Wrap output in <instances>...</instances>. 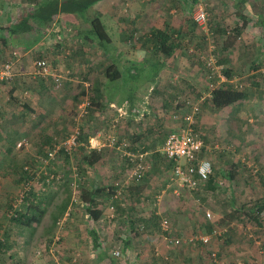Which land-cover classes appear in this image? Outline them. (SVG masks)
Wrapping results in <instances>:
<instances>
[{
    "label": "rangeland",
    "instance_id": "rangeland-1",
    "mask_svg": "<svg viewBox=\"0 0 264 264\" xmlns=\"http://www.w3.org/2000/svg\"><path fill=\"white\" fill-rule=\"evenodd\" d=\"M15 1L19 2L7 0L17 4ZM140 1L143 19L141 26L136 28L138 32L133 35L136 42L123 41V33L120 34L108 19L106 21V16L101 21L111 38V54L121 51L123 56L106 60L108 56L104 50L77 37L79 24H75L72 26L74 34L64 42V48H70L71 54L76 57L75 83L67 86L64 82L48 81L44 84L46 89L39 93V87L30 88L38 86L35 80L29 75L22 79L21 73H18L15 80L0 86V100L4 104L9 103L11 94H14L13 98L19 106L23 105L21 103L29 105L24 115L31 119L30 125L48 135L41 146L36 144V137L34 140L28 138L25 131L21 137L8 138V141L13 140L9 151H0V234L4 235V226L8 224L9 238H14L17 244L11 252L15 255V264H62L61 258L65 257L67 264L75 259V264H98L100 258L102 261L99 264H210L209 248L221 253L223 264H264L263 218L260 219L262 226H259L235 212L264 196V53L259 59L257 57L264 48V30L253 21L233 46H227L224 36L212 30L208 36L198 33L200 38H192L188 32L193 26L192 13L185 14L181 8L176 9L177 13H171L175 10L174 6H178L176 0ZM108 2L123 7V4L126 3V6L133 0ZM108 2L98 3L97 9L90 13L101 17V12L105 13L107 9L102 7H106ZM196 2L205 6L209 21L212 20L216 26L227 27L230 32L238 23L242 24L237 13L247 12L246 16L252 18L255 12L253 6L264 4V0ZM131 13L132 10L124 12L126 16L134 12ZM122 27L125 30L128 28L127 24ZM167 27L177 28L186 34L182 44L184 49H178L174 58H167L165 64L161 53L158 50L157 54L153 52L154 46L151 51L147 50L139 38L145 39L152 31H163ZM126 32L129 33V30ZM211 46L214 47L213 54L216 51L217 56L223 58L224 54L230 58L227 67L234 70V83L256 88L252 90V96L241 104L215 110L207 100L210 91L206 85L208 72L204 62L209 58ZM19 47L14 44L6 47L0 53V61H7L11 52ZM188 48H193L194 53L187 52ZM227 48L229 50L225 52ZM156 57L165 65V71L158 74L157 84L155 79L148 81L161 67L155 62ZM112 64L118 66L121 72V78L114 81L108 80L105 75ZM177 64L183 66V73L174 70ZM255 64L257 72L261 73L258 76L260 88L254 87L258 82L251 78ZM129 66L135 70L130 71L127 69ZM215 82L219 83L217 77ZM15 84L17 89L13 86ZM25 84L28 88L23 87ZM97 91L102 101L99 109L92 106ZM185 93L199 104L195 128L205 144L203 157L212 162L216 172H236L234 180L222 178L223 185L213 191L203 185L195 191L181 189L172 181V170L163 153L166 138L182 125L172 116L178 112L175 102ZM201 98L207 101L202 104ZM7 99L10 101L6 102ZM182 113L179 115L185 114ZM39 114L46 115L40 117ZM62 118L65 121L61 122ZM8 124L18 133L24 126L19 118ZM77 129L81 134L79 146L73 153L59 154L54 161L45 163L43 150L47 151L57 141L66 140ZM112 140L127 142V153L145 156L149 168L143 179L135 180L132 176L134 169L128 165L125 152L117 150L111 144ZM19 141H24L25 148H20L22 150H18ZM94 150L100 155L99 160L91 159L92 164H89V153ZM30 166L37 171L33 188L40 195L39 206L43 217L40 223L25 227L9 221L6 213L12 198L24 187L15 182L19 173ZM50 173L56 174L58 179L49 185L46 181ZM82 189L102 191L96 202L103 215L99 223L94 222L91 226H96L101 232L100 240L105 243L106 254L95 251L88 244L82 250L70 248L67 244L69 238L61 230L64 225L75 223L70 216L72 212L80 215L82 226L87 225ZM54 216L59 218L56 225ZM165 219L170 223L173 238L199 239L213 230L221 231L222 237L213 236L212 246L209 247L200 242L173 247L164 238L162 222ZM221 220L223 225L219 224ZM142 225L145 226L144 231H140ZM123 241L128 242L129 247H125ZM122 245L123 254L115 258L112 252ZM61 254L65 256L60 257ZM8 257H4L2 264H8Z\"/></svg>",
    "mask_w": 264,
    "mask_h": 264
},
{
    "label": "trees",
    "instance_id": "trees-1",
    "mask_svg": "<svg viewBox=\"0 0 264 264\" xmlns=\"http://www.w3.org/2000/svg\"><path fill=\"white\" fill-rule=\"evenodd\" d=\"M5 1L6 0H0V12H1V9L3 10V7L6 3ZM8 1H11V0H8ZM26 1L30 4L32 9L24 10L21 16L19 17L18 21L14 24L12 23L11 25H8V26L5 25L4 22L0 24V51L1 52H3L5 48L9 47L11 44H14L15 46H20V47H27V48L32 47V45H35L37 43L36 37H34L33 35H35L38 30L47 27L51 22H53V19L59 14H71L79 18L78 21L80 22V24L78 27L77 37H79L81 41L86 42L87 44L93 45L94 47H97V49H102L107 54L111 53L110 52L112 48L111 38L109 34L107 33L106 28L104 27L103 23L101 22L98 16H94L92 20H91V17L89 16L90 10L94 8V6H96L98 3L103 2L105 0H26ZM176 2L184 6L183 11L185 14L192 13L194 6L198 4L196 0L195 1L176 0ZM253 9L255 10V12H253L254 15L252 18L246 16L247 12L246 13L239 12V14L237 13L239 18L241 19L242 24L239 25L238 23V25L234 29L231 30L232 35H230L231 32L227 29V27H224L221 25L216 26V24L212 20L209 21L210 32L212 30L213 32L215 31V33H219L221 36H224L227 46H231V45L233 46L235 41L238 39V37H240L243 34V32L249 27L250 24H253V21L256 25H258L264 30V4L254 5ZM6 14L7 15L5 17H8L9 19L10 13H6ZM192 24H193L192 29L188 30L190 36L192 35V38L193 37L200 38L199 34H201V32L198 30L197 25L194 23L193 20H192ZM134 34H136L134 30H132L130 34L127 32H124L122 40L125 42L129 40H133L134 42H136V39H134L135 37H133ZM185 34L186 33L182 31L180 32L179 30H177V28L167 27L163 31L162 30L152 31L150 36L144 37L145 39L139 38V41L144 43V45L146 46V49L149 51H151L152 46H154L153 52L157 54V50H158L159 51L158 53L159 54L161 53V56H162L161 60L164 61L166 64L167 58L169 60L171 58H174V56L176 55V51L178 49H181V50L184 49L182 44H183V37ZM27 35L29 39L27 38ZM205 36H208V35H205ZM215 40H216V37H215ZM230 40H233V41L230 43ZM228 50L229 49L227 48L225 52H228ZM186 51L190 53H194L193 48L191 49L188 48L186 49ZM217 53L218 52L215 51L216 55L215 54L214 55L217 59L218 65L222 67L221 72H222V75L225 77L226 81L218 85L215 82L216 76L211 78V69H208L206 66V69L208 72V74L206 73V81L208 80L206 82V85H207L208 90L210 91V95H209L210 99L208 98L207 100H209V103L213 109L222 110V109L230 108L238 104H241L243 101L247 100L250 96H252L251 94L252 90H256V88H253L252 87L253 85H246V84L244 85L241 83H237V84L234 83L233 82V79L235 78L234 70L231 67H227L228 65H230V61H229L230 58L227 56H224V54H223V58H221V56H217ZM263 53H264V48H262L259 51V55L257 56L258 59L261 57ZM10 58H11V55L9 56L7 60H9ZM157 58L158 57H156L155 62H158L157 64L160 65L161 67L160 69H158L156 73L153 74V76L151 77L152 79L153 78L155 79L158 76L159 71L165 67V65L159 62V59ZM204 64L206 63L204 62ZM131 66H129L127 69H130V71L135 70V68L132 69ZM117 67L118 66H115V64H112L111 67L106 69L105 75L108 78V80L114 81V80H118L121 78V72ZM112 69H114L113 72H112ZM257 71H258V66L255 64L253 67V71H252L254 73L251 75V78L258 82L256 83L254 87L257 86V88H260L261 87V85L259 84L260 78L258 76H260L261 73ZM211 85L214 86L213 89ZM96 93H97V96H95V98L92 99V106L93 108L99 109V107H101L102 105L101 104L102 101L100 100V95L98 94L99 92L97 91ZM204 100H205L204 98H201V101L203 102L202 104H204L207 101V100L205 101ZM195 102H196L195 99L187 93H185L183 96H179L177 101L175 102L176 110H178V112L175 114L179 115V113L181 112L187 113L188 111L191 110L192 105ZM188 103L192 105H189ZM165 106H167V104ZM179 116H182V115H179ZM195 124H196V121L193 125V128H194V131L197 133ZM78 139L80 140V136ZM53 145L50 148H52ZM62 153L64 152H61L60 154ZM64 154L69 155L67 153H64ZM89 154H90L89 164H92L91 159L99 160L100 155L98 154L96 150L91 151ZM158 156L159 155H156V157ZM47 158H48V151L45 154V159ZM127 162H128V165L132 166L133 168V165L130 164L129 161ZM85 163L88 164L86 159H85ZM169 166L172 170L173 163H169ZM36 174H37V171L36 169H34L33 166L25 167L24 171H21L19 173V179H16L15 181L16 183H18V185L19 184L21 186L24 185L22 191H24V188L27 185H29V187L31 188L26 192L22 205L19 208H17V210L14 209V205L17 203L18 199H20V193L22 191L12 198L8 206L6 216H8L9 221L19 226L31 227L34 224L40 223L42 221L43 211L39 206L40 199H38V196H37L38 194L33 188L34 186L33 183L36 180ZM234 175H236V172H233V171L230 173L224 172V171H220V172L214 171L209 181L202 185L209 188L211 191H213V190H216V188L221 186L219 183L222 182L223 180L222 178H228L230 180H234ZM47 176H48L47 178H50L51 176L54 177L53 179L50 180L49 185L52 184L56 179H58V177H56L57 176L56 174L50 173ZM47 182L48 181H46V184ZM82 190L84 192L82 198L85 201L82 203L83 205L86 206L87 214L95 222L99 221L103 214H102L101 209L98 208L96 198L100 193H102V191L96 190L94 192H89V191H84V189ZM139 193H140L139 195L141 196L142 189L139 190ZM12 211H14L13 215L10 214ZM235 212L239 213V217L242 215L244 218L252 220L257 225L262 226L260 219L263 218L264 220V197L261 200L255 201L254 203L250 205H243L242 207H240L239 210H236ZM58 219L59 218L57 216L53 217L54 225L57 224ZM152 219L153 221H155L156 217ZM144 222L146 223V221ZM223 222L224 221L221 220L219 221V224L223 225ZM157 224L155 226H158ZM143 226L144 225L140 227V231L145 230L144 229L145 226L144 227ZM171 232L172 231L170 230V228L167 231L163 230V234L165 235L164 238L165 239L173 238L171 237L172 236ZM212 232L213 231H211L209 235H212ZM91 236H92V240L94 243L93 247L95 251L97 252L103 251L102 250L103 247L101 245V241L99 240L98 234L94 231L91 233ZM221 237L222 235L218 236V239H221ZM58 241H60V239ZM198 242H200V244H202L205 247L212 246V243H213L212 239L209 244H205L202 241L197 240L193 244H189V246L194 245ZM126 247H129V244L126 243ZM215 252L217 253V257L219 260L223 259L222 256L220 255L221 253L219 254V251L209 248V250H207V255L209 256L210 264H215L212 259V254ZM63 256L65 255L63 254L60 255V257H63ZM61 259H62V264H67L65 263L66 257L65 259L64 258H61ZM12 263L15 264L13 261ZM75 263H76V259L73 260L71 264H75ZM110 264L112 263L110 262Z\"/></svg>",
    "mask_w": 264,
    "mask_h": 264
},
{
    "label": "crops",
    "instance_id": "crops-1",
    "mask_svg": "<svg viewBox=\"0 0 264 264\" xmlns=\"http://www.w3.org/2000/svg\"><path fill=\"white\" fill-rule=\"evenodd\" d=\"M25 1L26 0H19V2L15 1L17 4H14V3H9L6 0L5 1L6 3L3 7V10L1 9V12H0V24L3 22L7 26L11 25L12 23L14 24L18 21L19 17L21 16V14L23 13L24 10L32 9L30 4L27 1L25 3ZM105 1L108 2L109 0H105ZM193 1H195V0H193ZM140 2H141L140 0H133V2L128 3L129 6L128 5L124 6L126 4L125 3V4H123V7L117 6L115 2H108L106 7H102V8H107L106 10H104L106 12L105 13L101 12V17L100 16H98V17L100 18L101 21H103L104 17L106 16L105 17L106 21L108 19L109 23H112L113 25H115L120 33H124L128 30H129V34L132 32V30H134V32L136 33V31L138 32V29L136 30V28L141 26L140 22L143 19V17L140 15L142 12V6L140 5ZM100 3H102V2H100ZM97 6H94V8H92L90 11L94 12V10L97 9ZM183 7L184 6H182V4L179 3L177 8H176V6H174L175 10H173L171 13H173V12L177 13L176 9H179V8H181V12H182V10L184 9ZM131 10H132V13L134 12L133 14L131 13L132 14L131 16H128V15L126 16L124 14V12L131 11ZM6 13H10L9 19H8V17H5L7 15ZM89 14L91 15V16L90 15L89 16L91 17V20H92L94 18V15H92V13H89ZM1 15H2V17H1ZM102 16H103V18H102ZM78 20H79V18H77L76 16L71 15V14H59L58 16H56L53 19V22H51L47 27L38 30L35 34L36 36L33 35L34 37H36V41H37V43L34 45V47L28 48V49H27V47H19L22 51L19 48H17L16 50L21 51V58L17 61L16 65H15V79L17 78V76H19L18 73H21L20 75L23 77L22 79H24L25 76L29 75L30 79H33L38 83V86H36V87L31 86L30 88L33 89V88L39 87V90H38L39 93L43 89H46L44 84H46L48 81L49 82L50 81L55 82V79L57 80L58 78H59L58 80H60V83L64 82L65 85H67V86H70L73 83H75V81L77 79L74 76V74L76 73V71H77L76 67L78 66L77 62L75 61L76 57L71 54L70 48H68L67 46H66V48H64V42H65V40H69L70 36L74 34L73 33L74 30H73L72 26H74L75 24H77V25L80 24V22ZM104 24L105 23L103 22V25ZM124 24H127V27H128L127 30L122 29L123 28L122 25H124ZM27 38H28V35H27ZM10 41H11V39H10ZM11 43H12V41H11ZM15 47H18V46H15ZM0 53H3V52L0 51ZM110 54H107V53L105 54L106 56H108L106 60H108L109 58H113L114 56L120 57V56L124 55V53H122L121 51L117 52L116 55H114V53H112L111 55ZM0 55H2V54H0ZM35 55H37V56H35ZM106 56H105V58H106ZM139 56L140 55H138V57ZM37 59H44L50 64V66L52 67V76L42 77L41 75H38L36 73L34 64H35V61ZM3 62H5V61H0V64H2ZM137 64H139V63H137ZM182 67L183 66H179L177 64L176 66H174V70H176L177 72L183 73ZM19 68H20V71L18 72ZM163 71H165V70L161 69L159 71V74H161ZM156 78H155V80H154V78L153 79L150 78L148 81L152 82L154 80V81H156L155 84H157V83H159V80H158V78L157 79ZM7 85L10 86V84H7ZM13 86L16 89L18 88L17 84H15ZM23 87L28 88V86H26V84L23 85ZM11 88H13V87H11ZM25 94H28V92H25ZM13 96H14V94H11V101H10V99L6 100V102L10 101L11 103L9 102V103L4 104V101L0 100V102H1L0 103V141H1L0 151H2L3 149L5 150V152L9 151L10 142H13V140L8 141V138L13 139L14 137L15 138L21 137L24 135L23 132H25V131H26L25 133H26L28 138L34 140L35 139L34 137H36L37 138L35 140L36 144L37 145L41 144V146H42V144H44L43 139L47 140V138H48V137H46V135H47L46 132H42L41 130L36 131V128L35 127L33 128L30 125L31 119L28 120L27 117L24 115L27 113V110L29 109V107H28L29 105L21 103L23 105H20L21 108L18 109V107H20L18 104L19 102L16 103V99H14ZM27 96H29V94ZM30 112H32V110H30ZM45 115L39 114L40 117H43ZM17 118H19L23 122V125H24L21 133L16 132V130L13 129L8 124L9 121H15ZM42 121H43V119H42ZM60 121L61 122L65 121V118H62ZM38 122L40 123L41 121L39 120ZM43 123H42V125H43ZM42 125H40V126H42ZM31 128H33V129H31ZM176 131H178V130H176ZM176 131H173V132H176ZM18 140L21 141V139H18ZM49 141L50 140H48V142ZM23 148H25V147H23ZM18 150H22V149H18ZM42 150L43 149H41V151ZM43 151H44V154H46V152L48 150L47 151L43 150ZM37 196H38V199H40V195L38 194ZM66 215L68 216L69 214H66ZM70 216L75 221V223H72V225L68 223L66 226L64 225V227L61 228L64 236H67L69 238V240L67 242L68 246L70 248L75 249V250H82V249H84V247L86 248V246L88 244L89 247L94 248L93 247L94 243L92 240L91 233L95 231L98 234L99 240H100V238H102L101 232L98 231L96 226H91V225H93V223L95 221L86 213L85 218L87 219V221H86L87 225L82 226L81 225L82 221L80 219V215H78L75 212H72L70 214ZM100 220L96 221L95 223H99ZM7 225L4 226L5 227L4 235H3V233L0 234L1 235V237H0V264H2V262H4L3 259L6 255L10 256V257H8V264H11L12 261L14 262L16 260L15 255L11 254V252H13V250H14L16 242H15L14 238L13 239L9 238V234H8L9 232L7 230ZM129 229H130V227H129ZM180 230H182V229H180ZM180 236H182V233L180 234ZM83 241H84V244L82 243ZM123 242H124V245L126 247V243H128V242H125V241H123ZM104 244L105 243L101 242V245L103 247L102 253L106 254L107 249L105 250ZM122 248H123V245H122V247L118 248L119 250L121 249V254H123ZM101 261H102V259L100 258L99 263Z\"/></svg>",
    "mask_w": 264,
    "mask_h": 264
},
{
    "label": "built area",
    "instance_id": "built-area-1",
    "mask_svg": "<svg viewBox=\"0 0 264 264\" xmlns=\"http://www.w3.org/2000/svg\"><path fill=\"white\" fill-rule=\"evenodd\" d=\"M192 20L197 25L198 30L204 35H210L209 30V14L205 6L198 4L194 7L192 12ZM214 47L211 46V53L208 55L209 58L206 61V66L211 69V78L216 76L219 79V83H224L226 81L225 77L222 75V67L218 65L217 59L212 53ZM21 58V51L14 49L11 52V58L2 64H0V85L2 83L12 82L15 77V65L17 61ZM36 73L42 77L52 76V67L44 59H37L34 64ZM59 79V78H58ZM56 82L60 83V80ZM212 89L214 88L211 85ZM178 103V102H177ZM189 104V103H188ZM192 105V104H189ZM199 114V104L193 103L190 111L185 113V115L179 116L174 114L172 116L173 120H180L181 127L178 131L171 133L165 140L163 153L166 160L169 163H173L172 169V181L176 183L181 189H188L194 191L199 188L200 185L207 183L210 177L214 173L213 164L207 158H204L203 151L205 144L203 139L198 135L193 128L195 123V117ZM81 132L79 129L75 130L71 135L63 141H57L52 148L48 150V158L44 159L45 163H50L54 161L57 156L61 153L72 154L73 151L79 146L78 138ZM111 144L117 147L120 152H125L124 156L127 158L130 164L133 165V177L135 180H141L145 173L147 172L149 166L146 164L143 154L135 156L131 153H127V148L129 144L125 141L115 142L111 141ZM24 141L19 142L17 147L20 149L24 146ZM54 177L51 176L47 179L50 182ZM221 186L223 182L219 183ZM31 189L29 185L24 188V191L20 193V199L14 205V209L17 210L22 205L24 196L26 192ZM175 194L179 196L178 191ZM113 209V207H112ZM10 214H14L12 211ZM208 218H211L210 214H207ZM162 228L167 231L170 228V223L168 220L162 222ZM221 231L213 230L212 235H205L199 239L188 238H170L166 241L170 246L182 247L183 245L193 244L195 241L200 240L205 244H209L213 236H221ZM115 258L121 257V251L116 250L112 252ZM212 259L215 264H223L217 257V253L212 254Z\"/></svg>",
    "mask_w": 264,
    "mask_h": 264
}]
</instances>
